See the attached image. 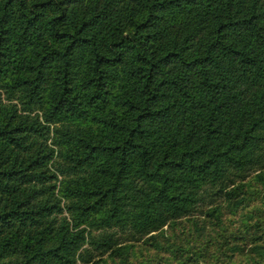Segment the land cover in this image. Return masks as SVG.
Wrapping results in <instances>:
<instances>
[{"label":"trees","instance_id":"1","mask_svg":"<svg viewBox=\"0 0 264 264\" xmlns=\"http://www.w3.org/2000/svg\"><path fill=\"white\" fill-rule=\"evenodd\" d=\"M253 173L264 0H0V264L159 252L204 207L175 264H264V198L223 223Z\"/></svg>","mask_w":264,"mask_h":264},{"label":"rangeland","instance_id":"2","mask_svg":"<svg viewBox=\"0 0 264 264\" xmlns=\"http://www.w3.org/2000/svg\"><path fill=\"white\" fill-rule=\"evenodd\" d=\"M257 173V172H256ZM256 173H253L247 181L249 185L244 188L243 196H245L244 201L237 208H230L227 206V202L223 203V213L224 219L223 222L227 227V232L231 231L239 232L244 226H242V222L240 221L242 218H246V223H252L255 219V216L248 220L245 214L251 210L253 207H257L263 202L264 198V182L254 177ZM206 209L205 207L203 208ZM195 213L189 217H185L180 220L179 223H174L165 226L161 229V233L158 234V239L161 243L165 244V248L162 251L155 252L152 246H149L148 242H136L134 245L133 252L128 254V258L126 261H122L115 257H109L104 255L106 258L105 264H175L177 262L174 260V257H179L180 260L183 257H186V254H173L170 249L172 247L177 246L178 244L182 246V248H186L187 244L194 250H198L203 246V243L206 241V237L199 238L200 240H195V236L198 234L196 231L200 230V226H205L206 235L215 234L214 230L210 229V227H214L213 220L210 216H207L204 212ZM238 218V219H237ZM217 232H220L217 230ZM121 239H123L126 235L120 234ZM146 238V237H144ZM210 251L212 250L209 247ZM178 263V262H177ZM208 263V262H207ZM77 264H87L82 263L80 261ZM200 264H206V262H201Z\"/></svg>","mask_w":264,"mask_h":264}]
</instances>
